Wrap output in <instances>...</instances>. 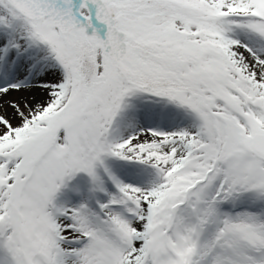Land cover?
I'll list each match as a JSON object with an SVG mask.
<instances>
[{
  "label": "snow or ice",
  "instance_id": "1",
  "mask_svg": "<svg viewBox=\"0 0 264 264\" xmlns=\"http://www.w3.org/2000/svg\"><path fill=\"white\" fill-rule=\"evenodd\" d=\"M0 264H264V0H0Z\"/></svg>",
  "mask_w": 264,
  "mask_h": 264
}]
</instances>
